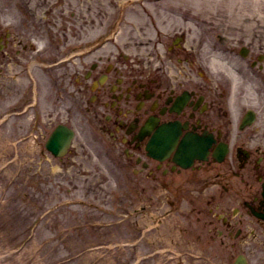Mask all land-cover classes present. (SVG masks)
<instances>
[{"label":"flooded vegetation","instance_id":"af4514ba","mask_svg":"<svg viewBox=\"0 0 264 264\" xmlns=\"http://www.w3.org/2000/svg\"><path fill=\"white\" fill-rule=\"evenodd\" d=\"M100 16L95 31L81 38L78 68L71 73L63 65L61 77H68L69 94L100 146H112V155L103 149L116 171L113 192L130 191L119 197L128 205L143 188L145 202L133 207L132 217L155 202L165 217L179 210L184 197L183 214L194 213L223 250L241 244L264 250V45L231 40L227 26L215 23L208 52L213 56L204 73L195 57L198 46L188 43L181 24L163 27L160 10L148 13L141 26L154 31L147 52L128 31L109 34L121 22L119 14L105 13V26ZM25 17L0 10V79L34 56L37 33L27 24L36 14ZM5 18L16 23L9 26ZM88 18L82 17L86 27L95 22ZM217 40L224 44L222 53L240 62L218 56ZM144 215L150 225L151 211Z\"/></svg>","mask_w":264,"mask_h":264},{"label":"rangeland","instance_id":"374dc122","mask_svg":"<svg viewBox=\"0 0 264 264\" xmlns=\"http://www.w3.org/2000/svg\"><path fill=\"white\" fill-rule=\"evenodd\" d=\"M127 1L0 0V10L15 15L14 19L26 15L22 20L34 12L35 21L27 27L37 33L35 43L45 45L47 36L57 46L90 35L99 24L97 16L101 14V20L115 4ZM145 4L149 11L160 10V21L166 20L163 27L179 26L181 15L193 17L182 24L189 27L185 29L188 43L198 46L195 57L204 73L213 56L208 52L215 41V23L227 26L231 40L264 45V0H160L157 4L162 6L156 4L155 9L148 1ZM137 5L126 12L122 30L137 46L145 44L140 50L147 52V40L154 32L142 29L148 13ZM86 15L95 21L87 27L82 22ZM6 22L16 23L10 18ZM213 45L223 60L240 62V57L222 53V44ZM60 57L48 47L38 64L18 80H3L0 93L6 89L7 93L0 95V264H233L240 250L247 264H264L260 247L241 244L223 250L211 242L210 232L199 225L196 215L183 214L184 197L179 210L165 217L156 202L151 210L130 215L134 206L145 202L144 190L139 185L129 208L127 199L119 197L130 191H111L116 171L104 149L112 155V146L100 147L90 140L77 98L63 92V84L71 85L67 76L61 77L64 63L53 64ZM73 60L71 72L81 61ZM57 123L76 130L70 150L62 157L44 145ZM148 211L150 225L144 215Z\"/></svg>","mask_w":264,"mask_h":264},{"label":"water","instance_id":"95a60500","mask_svg":"<svg viewBox=\"0 0 264 264\" xmlns=\"http://www.w3.org/2000/svg\"><path fill=\"white\" fill-rule=\"evenodd\" d=\"M73 131L65 126H57L49 136L46 146L56 154H61L65 151L71 140Z\"/></svg>","mask_w":264,"mask_h":264},{"label":"bare ground","instance_id":"6f19581e","mask_svg":"<svg viewBox=\"0 0 264 264\" xmlns=\"http://www.w3.org/2000/svg\"><path fill=\"white\" fill-rule=\"evenodd\" d=\"M197 141H199V140H198V139H196L194 142H195V143H197ZM199 147H200V146H198V147L196 146V149L198 148V150H199ZM192 148H194V146H193ZM188 150H189V148L187 149V151H188ZM198 150H197V151H198ZM190 160H191V155H190V156H188V158H187V160H186V161L188 162V161H190ZM185 165H186V164H185Z\"/></svg>","mask_w":264,"mask_h":264}]
</instances>
